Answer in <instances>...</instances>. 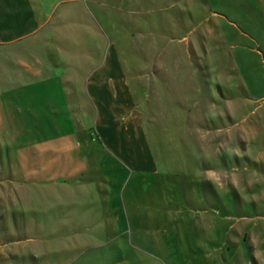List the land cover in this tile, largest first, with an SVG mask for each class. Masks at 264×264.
<instances>
[{
	"label": "rangeland",
	"instance_id": "1",
	"mask_svg": "<svg viewBox=\"0 0 264 264\" xmlns=\"http://www.w3.org/2000/svg\"><path fill=\"white\" fill-rule=\"evenodd\" d=\"M142 1L117 48L156 169L126 186V232L16 233L13 264H122L136 248L174 264H264V36L247 20L264 2Z\"/></svg>",
	"mask_w": 264,
	"mask_h": 264
},
{
	"label": "crops",
	"instance_id": "2",
	"mask_svg": "<svg viewBox=\"0 0 264 264\" xmlns=\"http://www.w3.org/2000/svg\"><path fill=\"white\" fill-rule=\"evenodd\" d=\"M142 11V0H0V264L14 263L16 233L126 232V186L156 169L117 48ZM247 20L264 36V4ZM133 254L122 264H174Z\"/></svg>",
	"mask_w": 264,
	"mask_h": 264
}]
</instances>
